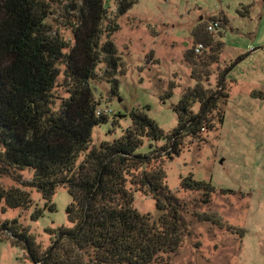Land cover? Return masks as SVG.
<instances>
[{
    "label": "trees",
    "instance_id": "obj_1",
    "mask_svg": "<svg viewBox=\"0 0 264 264\" xmlns=\"http://www.w3.org/2000/svg\"><path fill=\"white\" fill-rule=\"evenodd\" d=\"M69 1L62 7L61 0H0V175L16 182L6 187L0 183V210H29L34 203L31 190L51 210L60 186L72 196L67 207L72 225L52 230L53 242L46 250L19 218L1 222V240L27 249L35 264H160L183 244L190 213L188 203L167 184L164 159L179 156L187 137L204 139V133L215 129L216 119L225 121L223 105L230 96L226 74L242 57L225 68L215 89L206 86L224 42L195 32L196 45L203 48L198 52L194 45L186 54L196 84L174 105L177 126L166 133L145 106L129 112L131 127L120 137L94 145V128L110 116L98 113L101 102L93 82L104 79L111 94L120 97L125 64L112 35L120 29L118 19L138 0H117L114 13L105 0ZM61 26L70 30V37ZM207 31L213 32L208 26ZM207 47L210 52L203 56ZM61 77L68 96L56 104L54 91ZM252 94L264 100L263 91ZM114 122L119 123L117 118ZM146 141L147 150L142 151ZM23 171L31 172V178H22ZM132 187L153 196L157 216L134 206ZM181 188L204 192L207 203L217 187L189 174ZM193 214L220 224L214 213ZM42 215L36 207L31 219Z\"/></svg>",
    "mask_w": 264,
    "mask_h": 264
},
{
    "label": "rangeland",
    "instance_id": "obj_2",
    "mask_svg": "<svg viewBox=\"0 0 264 264\" xmlns=\"http://www.w3.org/2000/svg\"><path fill=\"white\" fill-rule=\"evenodd\" d=\"M61 1L62 7L70 2ZM105 2L114 13L117 0ZM57 16L60 25L62 18ZM213 21L222 25L210 33L207 26ZM118 23L120 29L112 38L125 64V74L120 76V97L111 94L104 79L93 82L100 107L111 109L110 120L94 128V145L120 137L131 127L129 112L145 106L150 107L147 113L166 133L177 126L174 105L188 87L196 84L193 65L186 57L198 42L195 32L208 33L224 42L219 62L211 65L206 86L215 89L225 68L242 57L226 74L225 87L230 96L223 105L225 121L216 119L215 129L204 133V139L187 137L179 156L164 159L167 184L188 203L190 213L183 244L176 252L166 254L160 264H264V100L252 94L264 92V0H138ZM61 29L65 37L71 36L70 30ZM209 52L207 47L202 55ZM60 83L63 77L54 91L56 104L68 96ZM170 90L173 93L167 97ZM198 108L196 105L194 110ZM119 112L127 116L116 117ZM116 118L119 123L112 125ZM147 143L142 151L147 150ZM189 174L212 181L217 187L209 202H203L204 192L181 188L182 178ZM31 176V172H22L24 179ZM0 183L5 187L16 184L6 175H0ZM132 191L134 206L157 216L153 196L138 187H132ZM31 196L34 203L29 210H0V224L19 218L44 251L53 242L52 230L72 225L67 216L72 196L68 188L60 186L53 197L55 210L45 206L36 190H31ZM36 207L43 210V215L34 221L31 214ZM194 211L214 213L220 224L201 221ZM0 264L35 263L27 249L2 241L0 232Z\"/></svg>",
    "mask_w": 264,
    "mask_h": 264
},
{
    "label": "built area",
    "instance_id": "obj_3",
    "mask_svg": "<svg viewBox=\"0 0 264 264\" xmlns=\"http://www.w3.org/2000/svg\"><path fill=\"white\" fill-rule=\"evenodd\" d=\"M220 26H219V22L218 21H213V22H211L210 24H209V26H208V29L210 30V31H214V30H217L218 28H219ZM203 48V44H197L196 45V51H200L201 49ZM111 111V109H109V108H99L98 109V113L99 114H101V113H106V114H108L109 112Z\"/></svg>",
    "mask_w": 264,
    "mask_h": 264
}]
</instances>
